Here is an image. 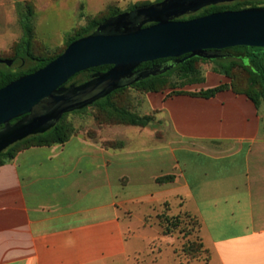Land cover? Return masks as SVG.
<instances>
[{
  "label": "crops",
  "instance_id": "obj_1",
  "mask_svg": "<svg viewBox=\"0 0 264 264\" xmlns=\"http://www.w3.org/2000/svg\"><path fill=\"white\" fill-rule=\"evenodd\" d=\"M65 1L85 22L127 0L54 3ZM200 67L201 82L148 93L140 105L142 114L166 117L174 135L168 143L141 135L130 149L113 150L76 134L63 144L23 148L1 165L0 264H137L120 213L131 228L127 206L149 210L164 199L157 168L179 171L171 190L181 195V213L199 222L205 264H264V115L212 64ZM220 85L228 88L209 98L193 95ZM93 118L100 136L106 124ZM171 245L165 257L174 260Z\"/></svg>",
  "mask_w": 264,
  "mask_h": 264
},
{
  "label": "water",
  "instance_id": "obj_2",
  "mask_svg": "<svg viewBox=\"0 0 264 264\" xmlns=\"http://www.w3.org/2000/svg\"><path fill=\"white\" fill-rule=\"evenodd\" d=\"M236 1L240 0H161L120 13L92 34L71 42L44 67L0 88V153L45 133L63 114L141 79L163 74L190 58L214 59L225 55L221 50L237 46L264 48V7L179 20L203 8ZM165 58L175 60L133 72L141 63ZM0 64L9 61L0 59ZM102 65L111 68L83 85L63 87L75 74Z\"/></svg>",
  "mask_w": 264,
  "mask_h": 264
},
{
  "label": "rangeland",
  "instance_id": "obj_3",
  "mask_svg": "<svg viewBox=\"0 0 264 264\" xmlns=\"http://www.w3.org/2000/svg\"><path fill=\"white\" fill-rule=\"evenodd\" d=\"M138 0H127L121 2V10L127 12V4ZM160 0H144L136 3H157ZM241 1V0H240ZM256 4V7H264V0H249ZM72 3L65 1L57 7L54 0H0V59L9 61L8 65L0 64V74L6 71L24 72L31 63L28 60L15 59L14 48L22 37L20 18L28 16L32 26V54L36 57L51 58L59 55L66 47L67 39L72 37L79 29L87 25L79 19L77 13L72 10ZM246 62V60H244ZM208 65V62L206 63ZM233 74L239 81L246 82L247 76L240 70H234ZM84 75L75 76L70 83L78 84L84 81ZM169 88L179 86L180 80L177 74L166 78ZM163 91V90H162ZM138 88L128 87L124 91L113 94L110 98L114 104L111 110H104L98 106H88L80 112H71L64 117V124L69 127V135H83L94 140L104 149L124 150L130 149L138 142L141 135L154 143L157 138L172 141L174 135L168 124L166 117L157 112L147 114L150 121L145 126L130 124H110L103 125L102 133L93 130V117H104L109 113H121L119 111L134 113L139 117L142 114L140 105L148 93ZM260 112L264 115V101L260 102ZM120 115V114H119ZM108 119V118H106ZM113 119V118H112ZM264 127V123H262ZM140 131V132H138ZM147 139L142 146H147ZM155 139V140H153ZM189 145L188 143H185ZM199 149H209L212 151L225 152L231 149L230 145L206 146L198 143ZM182 162V161H181ZM158 168L152 172L157 174L155 183L157 190H162L163 200L153 204L149 210H145L140 205H129L124 210V214H129L133 226L126 225V218L120 213L124 225V232L127 239V248L130 258L137 264H205L206 256L200 248V238L198 236L199 222L194 217L186 213H181L179 209V199L181 195L174 194L171 184L180 175L175 173H158ZM144 226H153L151 230H144ZM151 237L145 239L144 237ZM165 236L167 239H162ZM193 243L191 249L188 248ZM172 244V245H171ZM171 245L174 249L172 258H166ZM202 245V244H201ZM196 255V262L191 261L190 256Z\"/></svg>",
  "mask_w": 264,
  "mask_h": 264
},
{
  "label": "trees",
  "instance_id": "obj_4",
  "mask_svg": "<svg viewBox=\"0 0 264 264\" xmlns=\"http://www.w3.org/2000/svg\"><path fill=\"white\" fill-rule=\"evenodd\" d=\"M161 1V0H160ZM151 3H134L130 6H128V9L126 11H132L134 9L150 5ZM247 8H257L256 4L252 3V1L249 0H241L236 1L229 4H220L215 6H209L206 8L201 9L200 11L196 12L192 15H187L179 18V20H187L192 19L196 17L205 16L214 12H222L226 10H241V9H247ZM121 9L118 7H109L106 11L99 13L96 16L90 17L87 19V25L79 29L72 37L67 39L66 47L73 41L88 36L92 34L96 28L104 23L105 21L116 17L120 13H123ZM149 24H146L144 26H148ZM20 27L22 30V37L20 41L17 43V45L14 48V56L15 59L20 60H28L31 65L29 68L24 72H11L6 71L0 74V88L4 87L8 83L12 82L13 80L26 75L35 72L36 70L44 67L49 62L54 60L57 56L51 57V58H44V57H36L32 54L31 46H32V26L30 19L28 16H23L20 18ZM65 47V48H66ZM221 54H225L224 56H220L214 59H205L200 57H193L190 58L175 67L171 68L170 70L166 71L163 74L156 75V76H149L144 79H141L137 82L132 83L131 85L123 88L116 89L112 91L110 94L106 95L105 97H102L98 99L97 101L93 102L89 106H98L104 110H111L113 107V103L110 100L111 96L113 94L119 93L124 91L128 87H134L138 88L144 92H155V91H162L165 89H175L177 87H183L187 84H193V83H199L202 81V72H201V63H211L213 65V69L223 74L231 79V87L234 91L245 94L250 100L253 101L255 106L258 108L260 107V102L264 101V48H255V47H245V46H237L232 48H226L220 51ZM181 58V57H180ZM175 59L173 58H165V59H158L150 62H144L138 65L133 72H141L144 70H148L152 67H160L168 62H171ZM246 60V62L244 61ZM111 68L110 65H102L95 68H90L88 70L81 71L77 74H75L73 77H71L68 82H66L63 87H68V83L71 82V80L77 76V75H84L85 79L81 83H71L70 85L74 86H80L83 85L89 81H91L93 78V75L102 74L108 71ZM234 70H240L241 72H244L247 76L246 82L239 81L238 77H236L233 72ZM174 73L177 74L178 79L180 80V84L177 87L169 88L168 82L166 81V78L173 75ZM69 85V86H70ZM228 88L227 85H220L218 87L208 89L205 91L198 92L193 95L209 98L212 97L217 92ZM86 107H83L82 109L74 110L72 112H80L84 110ZM121 113H109L104 117V120L102 117L96 116L97 120H102L105 124L109 122L110 124H130V125H140L145 126L147 122L150 121L149 116H143L139 117L138 115L134 113L119 111ZM71 113V112H69ZM68 113H65L61 116L60 120L48 131H46L43 134H37L34 136H30L20 142H17L11 146H9L7 149L2 151L0 153V166L10 162L15 154L20 151L23 148H27L30 146H43V145H55V144H63L65 143L69 138V127L68 125L64 124V117ZM108 118V119H106ZM113 118V119H112ZM20 118H16L11 121L12 123L17 122ZM1 128V126H0ZM193 246V243L191 242L188 245V248L191 249ZM200 248H202V245L199 244Z\"/></svg>",
  "mask_w": 264,
  "mask_h": 264
},
{
  "label": "flooded vegetation",
  "instance_id": "obj_5",
  "mask_svg": "<svg viewBox=\"0 0 264 264\" xmlns=\"http://www.w3.org/2000/svg\"><path fill=\"white\" fill-rule=\"evenodd\" d=\"M3 65H5V64H3ZM70 84H71V83L69 82L67 86H69Z\"/></svg>",
  "mask_w": 264,
  "mask_h": 264
}]
</instances>
